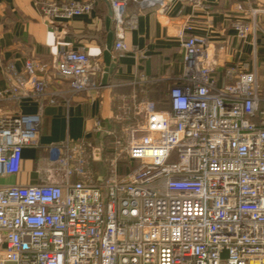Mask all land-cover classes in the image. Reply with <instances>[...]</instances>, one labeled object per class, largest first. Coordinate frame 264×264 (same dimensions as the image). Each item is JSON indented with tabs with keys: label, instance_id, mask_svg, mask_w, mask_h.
<instances>
[{
	"label": "built area",
	"instance_id": "2783aa9c",
	"mask_svg": "<svg viewBox=\"0 0 264 264\" xmlns=\"http://www.w3.org/2000/svg\"><path fill=\"white\" fill-rule=\"evenodd\" d=\"M242 1V18L231 22L240 41L258 31L257 10ZM109 2L113 50L123 53L136 25L127 4L165 1ZM94 4L37 6L56 28ZM187 30L178 33L182 72L168 108L131 97L124 146L112 150L105 174L90 175L100 151L82 138L48 144L38 182L0 186V264H264V87L248 62L219 65L205 36ZM8 70L17 97L40 100L49 71L73 92L96 90L104 73L85 51L63 48L49 64L29 59ZM40 121L38 113L0 115V178L21 171L24 147L40 145Z\"/></svg>",
	"mask_w": 264,
	"mask_h": 264
},
{
	"label": "crops",
	"instance_id": "0c3cea01",
	"mask_svg": "<svg viewBox=\"0 0 264 264\" xmlns=\"http://www.w3.org/2000/svg\"><path fill=\"white\" fill-rule=\"evenodd\" d=\"M38 1L0 0V115L38 113L41 119L40 145L23 148L21 171L0 178V186L38 182L43 176L45 147L82 138L92 143L94 151H100V156L95 153L89 159L88 171L97 175L98 163L106 167L112 155L106 143L107 131L122 112L127 113L130 103L126 104L125 99L135 94L143 96L140 92L147 83L143 88L148 99L154 102L162 92L165 107L160 109L168 108L169 88L179 81L182 72L178 33L185 24L190 25L185 33L205 36L219 65L246 61L255 68L257 80L264 87V0L242 1L245 8L257 10L254 19L258 27L243 41L237 39L231 26L234 19L242 18L236 8L240 0H205L203 8H194L182 0H164V6L129 2L125 14L135 15L136 25L125 31L123 53L113 50L112 8L105 0H95L90 13L74 16L56 28L42 20ZM109 34L115 68L105 81L103 75L99 78L96 90L73 92L49 71L42 100L17 97L12 92L16 81L8 70L10 65L20 70L29 59L49 64L61 48L83 50L105 69L103 52Z\"/></svg>",
	"mask_w": 264,
	"mask_h": 264
},
{
	"label": "rangeland",
	"instance_id": "374dc122",
	"mask_svg": "<svg viewBox=\"0 0 264 264\" xmlns=\"http://www.w3.org/2000/svg\"><path fill=\"white\" fill-rule=\"evenodd\" d=\"M146 85H147V83H144L143 87L144 86L146 87ZM143 87H142V89L144 91H141L140 93H141V95H143V94L144 95L139 97L136 94V99L137 100H142V99H148L149 98L148 97L149 94L147 92H145L146 90ZM159 95L160 96H158V99L154 100V102H153L155 107H157L158 109H160L162 107H165V105H164L165 95L162 92H160ZM130 102H131L130 98L128 99V101L125 99V103L126 104L130 103ZM126 116H127V114L122 112L120 114L119 118H117V123H115V125L109 130L110 133L106 137V143H107V146L109 147V149L111 148L112 150H114V148H123L124 143H125V126H127V124H128V120L126 119ZM125 165H127V163H125ZM129 166H130L129 168H132L131 165H129ZM93 168H94V166H92V169ZM90 169H91V167H90ZM95 170L97 171L96 173H98V174H105L106 173V167H105V165L103 163H98V165L96 166ZM89 173H90V175L91 174L95 175V173H93V170L91 172L89 171ZM61 177H62L61 173H59L58 174V179H61Z\"/></svg>",
	"mask_w": 264,
	"mask_h": 264
},
{
	"label": "water",
	"instance_id": "95a60500",
	"mask_svg": "<svg viewBox=\"0 0 264 264\" xmlns=\"http://www.w3.org/2000/svg\"><path fill=\"white\" fill-rule=\"evenodd\" d=\"M105 1L110 6L109 0H105ZM110 15H111V13H110ZM110 49H111V34L108 35L107 43H106V48H105V50L103 52V60H104V63L106 64L105 69H104V73H103V81H105L107 75L109 73H112L113 70H114V68H115V64L114 63H111V53H110Z\"/></svg>",
	"mask_w": 264,
	"mask_h": 264
}]
</instances>
